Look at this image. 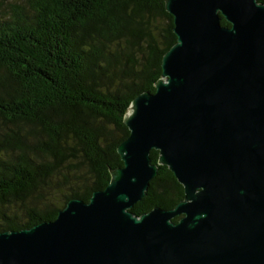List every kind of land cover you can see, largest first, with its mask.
<instances>
[{
    "label": "water",
    "instance_id": "95a60500",
    "mask_svg": "<svg viewBox=\"0 0 264 264\" xmlns=\"http://www.w3.org/2000/svg\"><path fill=\"white\" fill-rule=\"evenodd\" d=\"M166 9L177 41L155 91L125 116L123 166L89 202L72 198L52 221L0 232V264H264V1ZM158 165L185 196L138 216Z\"/></svg>",
    "mask_w": 264,
    "mask_h": 264
},
{
    "label": "trees",
    "instance_id": "16d2710c",
    "mask_svg": "<svg viewBox=\"0 0 264 264\" xmlns=\"http://www.w3.org/2000/svg\"><path fill=\"white\" fill-rule=\"evenodd\" d=\"M176 41L166 0L0 6V232L52 221L70 199L89 202L107 187L123 166L130 105L155 91ZM150 157L158 164L159 151ZM158 168L132 208L138 216L185 196L169 167Z\"/></svg>",
    "mask_w": 264,
    "mask_h": 264
},
{
    "label": "rangeland",
    "instance_id": "374dc122",
    "mask_svg": "<svg viewBox=\"0 0 264 264\" xmlns=\"http://www.w3.org/2000/svg\"><path fill=\"white\" fill-rule=\"evenodd\" d=\"M16 0H0V6L4 5L5 3L15 2Z\"/></svg>",
    "mask_w": 264,
    "mask_h": 264
}]
</instances>
